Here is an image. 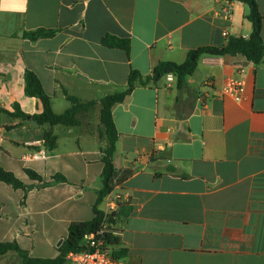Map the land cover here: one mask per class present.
Returning <instances> with one entry per match:
<instances>
[{
  "label": "crops",
  "instance_id": "crops-1",
  "mask_svg": "<svg viewBox=\"0 0 264 264\" xmlns=\"http://www.w3.org/2000/svg\"><path fill=\"white\" fill-rule=\"evenodd\" d=\"M256 1L264 41V0ZM246 13L230 0H0V108L17 103L29 116L0 111V166L31 186L0 181V241H16L32 257L56 256L68 225L93 217L106 145L99 99L123 90L131 69L147 76L158 61L181 63L189 50L248 37ZM37 28L56 32L24 35ZM106 34L128 38L129 52L102 45ZM25 70L40 79L55 113L72 105L65 92L95 103L77 113V125H33L42 104L25 95ZM237 75L239 100L222 90ZM112 115L114 165L131 170L98 205L129 210L114 230L126 249L117 264H264V61L203 54L184 85L167 74L136 86ZM39 149L45 157L30 158ZM25 169L65 181L43 186ZM0 264L22 261L9 251Z\"/></svg>",
  "mask_w": 264,
  "mask_h": 264
},
{
  "label": "trees",
  "instance_id": "trees-1",
  "mask_svg": "<svg viewBox=\"0 0 264 264\" xmlns=\"http://www.w3.org/2000/svg\"><path fill=\"white\" fill-rule=\"evenodd\" d=\"M241 1L247 6L245 17L252 23V31L248 37L230 36L226 44L222 47L216 46H200L189 50L185 60L177 63L169 60L158 61L152 68L151 74L143 76L139 71L131 69L127 77V84L123 90L115 91L111 94L102 96L99 99L100 104V124L103 128V135L106 139V145L102 149V171L100 174L101 187L97 190V197L93 205V217L89 220L72 221L68 225L67 235L62 243L57 247V255L54 257H32L27 251L22 249L16 241H0V255L9 251L16 252L21 258L22 264H65L66 255L69 252L79 251L82 249V241L84 236L89 232H95L102 224L105 223V232L101 234L105 247L109 250L110 255L118 260L126 254V249L118 247L119 240L116 230L117 222L122 215H127L129 210H124L126 206L120 205L110 213H106L98 208V205L109 195L115 187L122 184L131 174L129 169H117L113 162L118 133L113 120V107L124 101L136 86H144L149 83H155L167 74H172L177 79V85L181 87L186 83V79L191 75L196 67L199 57L203 54L223 56L242 54L247 60L255 64L264 61V41L261 34L262 15L256 0H230ZM54 29L37 28L35 30L26 31L24 35L35 41L39 38L51 37L55 34ZM101 44L110 47L122 49L129 52L130 40L128 38H120L115 35L106 34L101 39ZM24 93L29 97H36L42 104V111L39 114L32 115L33 119L40 125L47 124L53 126L63 124L67 126L77 125L79 120L77 113L90 108L95 101L81 102L77 97L69 95L65 92L67 100L71 102V106L62 113H55L51 108L50 96L44 91L40 79L37 75L30 71H24ZM1 112L11 116L27 118L29 117L23 112L19 105H13V111L0 108ZM44 144L48 148L55 145V136L50 130L43 133ZM28 176L33 180L42 181L43 186L50 185L54 182L65 181V177L56 174L49 181H43L42 177L31 169H25ZM0 181L11 185L13 188H22L28 190L30 185H25L11 171H7L0 166Z\"/></svg>",
  "mask_w": 264,
  "mask_h": 264
},
{
  "label": "built area",
  "instance_id": "built-area-1",
  "mask_svg": "<svg viewBox=\"0 0 264 264\" xmlns=\"http://www.w3.org/2000/svg\"><path fill=\"white\" fill-rule=\"evenodd\" d=\"M225 15H229V8H224ZM244 89V80L241 76H229L225 79L223 85V92L236 100L241 98ZM30 158L40 159L45 157V150L39 149L31 153ZM119 195L115 196V201L118 203ZM116 209V204L106 212L110 213ZM105 223L95 232L87 233L82 241V249L79 251L69 252L66 255V264H117L118 260L114 259L109 250L105 247L101 234L105 232Z\"/></svg>",
  "mask_w": 264,
  "mask_h": 264
},
{
  "label": "water",
  "instance_id": "water-1",
  "mask_svg": "<svg viewBox=\"0 0 264 264\" xmlns=\"http://www.w3.org/2000/svg\"><path fill=\"white\" fill-rule=\"evenodd\" d=\"M31 124L37 125V122L34 119H31ZM61 243H62V240H60V242H58L57 246H59Z\"/></svg>",
  "mask_w": 264,
  "mask_h": 264
}]
</instances>
